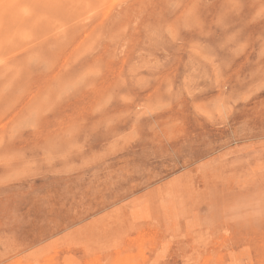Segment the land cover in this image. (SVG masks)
Masks as SVG:
<instances>
[{
  "label": "rangeland",
  "instance_id": "rangeland-1",
  "mask_svg": "<svg viewBox=\"0 0 264 264\" xmlns=\"http://www.w3.org/2000/svg\"><path fill=\"white\" fill-rule=\"evenodd\" d=\"M0 264H264V0H0Z\"/></svg>",
  "mask_w": 264,
  "mask_h": 264
},
{
  "label": "bare ground",
  "instance_id": "bare-ground-1",
  "mask_svg": "<svg viewBox=\"0 0 264 264\" xmlns=\"http://www.w3.org/2000/svg\"><path fill=\"white\" fill-rule=\"evenodd\" d=\"M8 2V1H7Z\"/></svg>",
  "mask_w": 264,
  "mask_h": 264
}]
</instances>
